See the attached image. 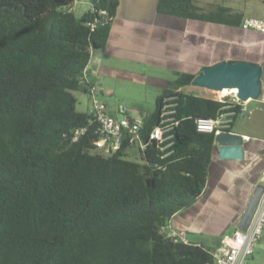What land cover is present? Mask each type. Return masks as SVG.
Returning <instances> with one entry per match:
<instances>
[{"label": "trees", "instance_id": "trees-1", "mask_svg": "<svg viewBox=\"0 0 264 264\" xmlns=\"http://www.w3.org/2000/svg\"><path fill=\"white\" fill-rule=\"evenodd\" d=\"M76 1L0 0V264H217V248L176 241L166 229L207 183L216 134L198 131L196 118L218 116L227 101L184 91L196 74L176 72L142 129L145 137L163 99L176 95L170 153L146 137L145 148L127 137L104 153L76 91L90 93L85 70L111 31L101 11L116 16L120 0H90L82 14ZM158 9L231 25L245 19L199 0H159Z\"/></svg>", "mask_w": 264, "mask_h": 264}, {"label": "crops", "instance_id": "crops-1", "mask_svg": "<svg viewBox=\"0 0 264 264\" xmlns=\"http://www.w3.org/2000/svg\"><path fill=\"white\" fill-rule=\"evenodd\" d=\"M158 2L120 0L107 44L92 55L85 75L102 87L107 105L106 96L115 93V80L158 88L157 99L176 72L197 75L203 65L226 60H250L264 66V32L164 13L159 11ZM152 110L144 109L141 115ZM247 110L248 123L245 119L238 122ZM110 111L117 118L131 116L125 106ZM230 130L245 137L244 157L221 158L214 148L202 194L170 221L171 227L187 232L190 243L213 249L239 229L251 195L264 183V93L245 102V110L237 115Z\"/></svg>", "mask_w": 264, "mask_h": 264}, {"label": "built area", "instance_id": "built-area-1", "mask_svg": "<svg viewBox=\"0 0 264 264\" xmlns=\"http://www.w3.org/2000/svg\"><path fill=\"white\" fill-rule=\"evenodd\" d=\"M108 21H113L115 15H110L106 10L101 11ZM244 29H254L264 32V19L257 17H246L242 23ZM102 87L93 84L90 88V112L98 122L100 138L97 145L104 153L117 151L125 138H129L131 144L145 148L144 138L155 140L165 155L169 154V148L174 145V130L180 120L177 118V96L170 95L163 99L160 120L144 137L142 129L145 125L143 116L132 117L124 116L115 117L107 103L102 98ZM228 97V99H226ZM221 101L226 102L223 112L216 117H198L196 118L197 129L200 132L219 133L227 130L233 123V118L240 115L245 110V102L241 100L237 92H227L219 97ZM240 107L239 110L237 108ZM86 128L78 129L77 138L83 134ZM168 236L173 237L176 241L189 243L187 232L182 229L167 226ZM264 232V194L259 206L246 230L237 229L232 236L223 240V243L213 252L217 264H249L250 258L254 255L259 241Z\"/></svg>", "mask_w": 264, "mask_h": 264}, {"label": "water", "instance_id": "water-1", "mask_svg": "<svg viewBox=\"0 0 264 264\" xmlns=\"http://www.w3.org/2000/svg\"><path fill=\"white\" fill-rule=\"evenodd\" d=\"M264 66L250 60L220 61L203 65L192 81V85L214 91L237 88V95L243 101L258 99L264 93ZM245 137L231 130H222L215 136L214 148L221 158L244 157ZM264 194V183L256 186L241 216L238 228L246 230Z\"/></svg>", "mask_w": 264, "mask_h": 264}, {"label": "rangeland", "instance_id": "rangeland-1", "mask_svg": "<svg viewBox=\"0 0 264 264\" xmlns=\"http://www.w3.org/2000/svg\"><path fill=\"white\" fill-rule=\"evenodd\" d=\"M199 3L203 6L210 7L216 3L228 4L237 9L241 14L246 17H257L264 19V0H199ZM90 0H77L75 2V12L82 14L86 9L90 8ZM264 82V74H263ZM158 88L149 86L145 83H134V82H123L121 80H115L114 95H107L106 101L108 102L109 108L115 111L118 107L125 106L128 108V112L133 117L142 116L144 109H154L156 97L155 91ZM186 92H193L201 95L211 96L219 98L227 92L209 90L202 87H196L189 85L183 88ZM76 95L79 97L78 108L80 110H87L90 99L82 91H76ZM254 105V104H253ZM252 105V107H253ZM144 108V109H143ZM253 109V113H257V110ZM250 114V110L246 111L243 118L248 123L247 115ZM102 150V149H101ZM264 232L261 240L258 243L254 255L250 258L249 264H264Z\"/></svg>", "mask_w": 264, "mask_h": 264}, {"label": "bare ground", "instance_id": "bare-ground-1", "mask_svg": "<svg viewBox=\"0 0 264 264\" xmlns=\"http://www.w3.org/2000/svg\"><path fill=\"white\" fill-rule=\"evenodd\" d=\"M229 92V91H231V92H237L238 91V89L237 88H232V89H224L222 92Z\"/></svg>", "mask_w": 264, "mask_h": 264}]
</instances>
